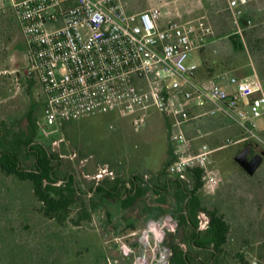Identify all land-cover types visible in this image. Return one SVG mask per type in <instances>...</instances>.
Here are the masks:
<instances>
[{"label":"rangeland","instance_id":"374dc122","mask_svg":"<svg viewBox=\"0 0 264 264\" xmlns=\"http://www.w3.org/2000/svg\"><path fill=\"white\" fill-rule=\"evenodd\" d=\"M193 1L179 0L163 10L187 6ZM124 2L130 12L146 10L151 4L149 0ZM222 14L224 17L214 26V35L235 32L229 13ZM0 17L12 25L11 31L0 26V152L18 151L21 166L32 169L35 161L33 157H25L26 145L15 147L27 139H32L33 144H42L55 157L54 166L61 179L57 185L65 184L71 176L77 191L76 202L67 212L66 221L49 219L42 212L32 184L5 174L0 166V264H135L139 258L147 260L149 251L136 243L141 236L137 234L139 229L149 221L161 222L167 218L177 222L176 231L165 235L167 247L173 251L175 246H180L189 251L193 264H214L211 250L190 247L191 230L181 225L182 212L174 199V184L170 190L163 188V182L171 178L166 170L174 156L169 128H164V122L152 127L154 117L158 118L159 114L156 111L150 114L147 123H151L138 133L134 132L131 119L117 112L59 124L44 131L39 123L43 121L46 96L29 74L27 44L20 25L11 10ZM31 125H37V130L32 131ZM233 130L240 132L235 127ZM221 137L226 139V134ZM242 146L230 145L216 153L222 170L218 164L210 165V169L218 171L219 185L223 181L222 172L226 178L231 176L228 164L233 165V171L237 167L233 152L243 149ZM74 152L78 156L72 159ZM81 160L88 161L81 167ZM103 169H108L109 175L98 178ZM134 176L147 177L144 181L158 193L148 192L125 208L123 201L133 189ZM99 187L117 191L114 196H107L98 191ZM214 194L198 190L201 207L207 212L219 206L222 209V199L217 196L214 200ZM261 208L264 209V201L258 200L254 204V217L226 219L230 233L220 264H264V243H261L264 242V217L257 214ZM132 233L134 237L130 238Z\"/></svg>","mask_w":264,"mask_h":264},{"label":"built area","instance_id":"2783aa9c","mask_svg":"<svg viewBox=\"0 0 264 264\" xmlns=\"http://www.w3.org/2000/svg\"><path fill=\"white\" fill-rule=\"evenodd\" d=\"M229 5L235 8L238 1L229 0ZM11 10L27 44L29 74L46 96L39 123L44 131L117 112L131 119L138 133L156 111L171 122L174 160L168 176L192 188L190 175L201 170L199 191L208 193L219 185L218 171L210 169L213 151L203 146L193 153L183 130L196 117H226L244 133L241 141L228 140L227 146L252 143L264 152V137L256 124L264 116L262 83L232 76L229 83L235 90L228 92L212 78L198 79L199 66L192 56L212 34L206 20L165 18L159 8L130 12L124 0H24L13 2ZM193 108L202 111L193 116ZM77 156L74 152L72 159ZM87 161L81 160L80 166ZM103 174L109 175L108 169L97 177ZM198 221L199 231L209 229L205 212L199 213ZM175 223L167 218L139 229L136 243L149 251L148 259L139 258L137 264L171 263L173 251L164 239L176 231Z\"/></svg>","mask_w":264,"mask_h":264},{"label":"crops","instance_id":"0c3cea01","mask_svg":"<svg viewBox=\"0 0 264 264\" xmlns=\"http://www.w3.org/2000/svg\"><path fill=\"white\" fill-rule=\"evenodd\" d=\"M20 1L24 0H0V15L5 14L7 10H11L13 2ZM149 1L151 4L148 9L159 8L165 18L181 19L183 21L204 19L212 27V34L208 37L206 46L201 51L193 52L192 56V61L199 66L197 73L199 80L203 81L212 78L228 92H234L235 87L229 83V78L237 76L239 79L251 84L260 81L264 89V0H237L238 5L235 8L230 7L229 0H194L193 4L190 3L183 7L176 6L174 9L166 11L163 9L168 8V6L179 0ZM226 11L231 17V25H234L236 28L235 32L214 35V26L217 25V20L224 17L222 12ZM233 11L239 12V15L234 17ZM12 15L16 19L13 13ZM0 26L6 30L12 28V25L10 26L9 21H6L4 17H0ZM250 28L253 30L248 32ZM212 48H214L213 52L211 51ZM214 52L217 53L214 54ZM201 111V109L193 108L191 113L193 116H198ZM152 113L150 114L154 115ZM158 116V118L154 117V125L152 127L155 128L158 123L162 124L164 122V128L167 126L168 129L171 123L170 120L168 118L161 120L162 115L159 114ZM256 124L259 126L261 134L264 137V116L256 120ZM234 127L240 132L234 131ZM183 130L192 141L193 153H197L203 146H207L213 151L211 154V165L218 164L221 170L222 166L217 161L216 153L228 147V140L238 142L244 137L242 129L222 115L196 117ZM167 131L169 132V129ZM221 134H226V139H222ZM248 144L239 142L235 146L243 145L245 148ZM253 145L252 152L254 156L260 150L255 144ZM243 149L237 148L233 152L235 154L233 161H235L237 167L233 171V165L228 164L231 168H229V172L231 173L230 178H226L222 172L223 181L217 186L218 188L214 192L216 194L212 195L214 200H217V196L219 200L222 199V209L219 206L216 211L225 220L228 218L234 220L254 217V204L258 200L264 201V168H261L264 165V161L253 175L247 174L236 162V157ZM232 203L234 205H231ZM224 205L228 206L224 208ZM226 211H229L231 214L225 213ZM248 212H250L249 216ZM259 212L261 213H257L258 216L262 215L264 217V209L261 208ZM261 243L264 242L262 241Z\"/></svg>","mask_w":264,"mask_h":264},{"label":"trees","instance_id":"16d2710c","mask_svg":"<svg viewBox=\"0 0 264 264\" xmlns=\"http://www.w3.org/2000/svg\"><path fill=\"white\" fill-rule=\"evenodd\" d=\"M31 127L32 131L37 130V125H31ZM23 145H26L27 154L25 157L34 158V167L32 169L23 168L19 157L20 153L18 154L16 150L6 149L0 152L1 170L7 175L15 176L20 181H28L32 184L34 195L42 204V212L45 217L61 222L66 221L67 212L75 204L77 198L74 179L70 176L65 184L57 185L61 179L58 177L54 166L55 157L50 151L42 144H33L32 139H27L24 144L15 148L18 149ZM190 179L194 186L191 190L186 183L177 178H167L163 182V188L165 191L170 190L172 184H174V199L177 209L182 212L181 225L187 226L191 230L188 238V242L191 244L190 247L198 250H211L210 254L214 264H220L223 261L221 256L224 254V246L228 241L230 225L216 210L207 212L202 209L197 196L198 190L202 187V171L195 170L190 175ZM132 182L133 189L130 190L129 196L123 201L125 208L130 207L137 198L145 196L148 192L156 191L141 176H134ZM98 191L105 193L107 196H114L117 190L99 187ZM157 193L158 191H156ZM200 212L207 213L210 218L209 229L206 232L198 230V215ZM86 216L89 217V214H86ZM173 249V264H193L192 255L189 251H184L180 246H175ZM262 252H264V249Z\"/></svg>","mask_w":264,"mask_h":264},{"label":"water","instance_id":"95a60500","mask_svg":"<svg viewBox=\"0 0 264 264\" xmlns=\"http://www.w3.org/2000/svg\"><path fill=\"white\" fill-rule=\"evenodd\" d=\"M254 148L252 143H249L243 151L236 157V162L246 171L247 174L253 175L262 165L264 152H258L254 156H250ZM256 264V263H254Z\"/></svg>","mask_w":264,"mask_h":264},{"label":"flooded vegetation","instance_id":"af4514ba","mask_svg":"<svg viewBox=\"0 0 264 264\" xmlns=\"http://www.w3.org/2000/svg\"><path fill=\"white\" fill-rule=\"evenodd\" d=\"M251 157L253 156V152H251V155H250Z\"/></svg>","mask_w":264,"mask_h":264}]
</instances>
